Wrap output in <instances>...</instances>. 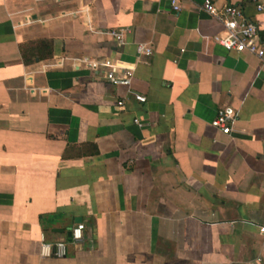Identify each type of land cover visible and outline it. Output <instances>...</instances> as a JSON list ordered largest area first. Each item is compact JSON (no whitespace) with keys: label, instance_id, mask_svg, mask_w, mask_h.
I'll return each mask as SVG.
<instances>
[{"label":"crops","instance_id":"0c3cea01","mask_svg":"<svg viewBox=\"0 0 264 264\" xmlns=\"http://www.w3.org/2000/svg\"><path fill=\"white\" fill-rule=\"evenodd\" d=\"M213 1L264 42V8ZM178 5L0 0V264H264V55L216 44L201 0ZM84 59L131 67L130 85ZM223 106L228 134L210 124Z\"/></svg>","mask_w":264,"mask_h":264},{"label":"built area","instance_id":"2783aa9c","mask_svg":"<svg viewBox=\"0 0 264 264\" xmlns=\"http://www.w3.org/2000/svg\"><path fill=\"white\" fill-rule=\"evenodd\" d=\"M254 10L260 12L264 8V0H248ZM179 0H169V6L173 10H178ZM201 9L210 17L214 18L221 26L220 31L212 36V40L226 51L240 53L246 51L258 59H262L264 55V42L260 40L258 29L255 23L247 17L242 8L231 3L217 6L213 0H201ZM107 33L116 41L117 44L123 43L121 29H109ZM137 54H149L150 48L142 43H138L135 47ZM92 74L102 72V80L112 85L129 86L132 77V68L129 66H121L116 62L104 60L98 62L96 60H83ZM134 98L142 102L144 96L134 94ZM122 100H117V105H122ZM235 111L231 106H223L216 110L214 118L211 120V126L217 128L221 133L228 134L230 132V124L235 120ZM133 122L140 125L139 121L134 118ZM82 223L76 225L70 231V239L77 241L82 236ZM260 232L264 231L263 227L259 228ZM65 253V244L56 242L54 244L42 243L40 246V255L48 256L54 254L62 256Z\"/></svg>","mask_w":264,"mask_h":264}]
</instances>
